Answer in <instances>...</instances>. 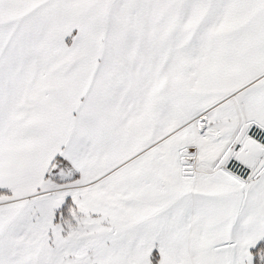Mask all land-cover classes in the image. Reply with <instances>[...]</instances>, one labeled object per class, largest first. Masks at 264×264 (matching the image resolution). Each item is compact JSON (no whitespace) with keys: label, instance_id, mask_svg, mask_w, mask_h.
Listing matches in <instances>:
<instances>
[{"label":"snow or ice","instance_id":"obj_1","mask_svg":"<svg viewBox=\"0 0 264 264\" xmlns=\"http://www.w3.org/2000/svg\"><path fill=\"white\" fill-rule=\"evenodd\" d=\"M0 264H264V0H0Z\"/></svg>","mask_w":264,"mask_h":264}]
</instances>
